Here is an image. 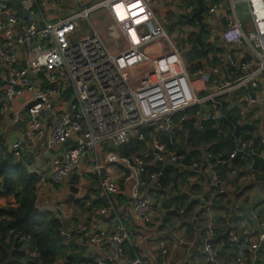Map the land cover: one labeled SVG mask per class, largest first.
Listing matches in <instances>:
<instances>
[{"label": "built area", "instance_id": "obj_1", "mask_svg": "<svg viewBox=\"0 0 264 264\" xmlns=\"http://www.w3.org/2000/svg\"><path fill=\"white\" fill-rule=\"evenodd\" d=\"M134 1L102 0L88 6L85 0H75L76 11L53 18L51 14H44L45 8L58 9V0H0V111L3 117L9 123L25 122L29 137L42 141V151L69 145L55 158L56 170L51 181L62 186L71 183L77 190L75 198L85 189L86 206H92L97 198L106 205L104 214L114 212L113 223L106 226L98 227L87 220L73 222L72 215L60 203H39L41 189L37 190L36 207L60 218L61 233L68 248L73 242L77 244L75 251L81 258L73 260L74 264H171L165 237L158 239L159 248L155 253L148 248L150 252L140 254L134 243L139 232L129 223H135L144 235L159 224L155 196L161 199L165 196L162 180L167 164L173 163L181 173L176 183L178 189L191 178L200 179L201 161H186L185 154L180 152L188 116L184 113L197 108L195 114L201 118L198 124L202 129L204 123L222 119L223 115L208 112L202 116L200 106L222 107L226 96L241 91L245 95L238 123H244L248 108L258 102L254 96H258L264 81V0H206V20L224 25L220 34L226 46V71L240 75L204 93L195 90L187 67H162L144 51L152 41L167 37V32L153 8V0H140L136 9L142 12L139 15L142 19L138 21L132 14L122 18L114 9L119 2L127 5ZM243 2L250 13L248 24L237 13V4ZM17 3L30 13L39 12L44 28L38 30L36 22L30 23V17L16 15ZM101 7L111 10L108 24L102 21L105 15ZM193 10V7L188 9L189 13ZM93 13L102 16L100 22L105 23V29L98 28L101 23L97 26L92 20ZM214 14L217 20L213 21ZM82 22L87 24L86 35L78 38V31H84ZM106 37L118 40L121 47L114 49ZM173 55L178 57V49ZM137 66L151 69L153 73H134ZM197 74L202 84L210 83V76L203 71ZM142 76L147 78L142 80ZM23 89L29 92L24 103L26 115L13 106ZM133 140L141 149L129 156L121 154L119 148ZM258 142L240 138L230 159L243 151L264 160V139ZM10 150L29 165L23 158L24 139L13 141ZM207 157L214 156L209 153ZM225 165L228 161L218 159L207 170L209 221L203 248L211 264H217L219 256L213 242L217 237L213 213L216 200L225 191L219 173ZM31 171L41 176L42 186L47 184L40 169ZM91 188L96 190L92 192ZM171 188L169 185L167 189ZM119 204L124 207L123 214L117 210ZM261 214L264 228V200ZM255 234L253 229L246 231L238 244L240 264H244L248 250L256 251L264 242V233L257 236V242L252 239ZM174 237L178 239L177 235ZM18 239L29 246V237L18 235ZM94 252L96 255L89 257ZM29 254L36 256V249ZM66 261V257H59L55 264Z\"/></svg>", "mask_w": 264, "mask_h": 264}, {"label": "crops", "instance_id": "obj_2", "mask_svg": "<svg viewBox=\"0 0 264 264\" xmlns=\"http://www.w3.org/2000/svg\"><path fill=\"white\" fill-rule=\"evenodd\" d=\"M58 1V9L53 15V18L65 15L67 16V14L78 9L75 0ZM101 1L102 0H85L88 6ZM139 2L140 0H135L127 5L124 4V2H119L115 5L114 9L118 14H122L120 17L129 18L130 14H132L134 15L132 18H134L135 21H138L142 19V17L139 18V15H141L142 12L137 11L136 9L141 4ZM189 7L197 9L198 0H153V8L156 14L162 19L161 22L167 32V37L152 41L144 48V51L150 55L151 59H154V61L162 67L172 65L177 67L179 65L187 67L191 73V79L195 90L198 93L209 92L222 87L228 81L234 80L240 75V73L233 74L226 71V62L224 57L226 46L221 39L219 30L216 32L214 31L218 34L217 39H213L210 32L201 36V40L203 37L206 45L213 46V49L207 50L208 53L203 52V56H197L198 58L195 63L189 61L190 57L196 56V52L193 53L194 50L191 42L193 37H197L200 33L197 22H195L196 24H184L185 22L183 21V23H181L180 20L178 24L179 26L172 25L170 29H168L165 24V22L167 23L169 19H171L173 23L181 16V14L187 12L189 13ZM101 9L103 11V16L105 15V18L102 21L108 24L110 22L111 10L108 7H101ZM101 17L102 16H97L96 14L92 17V20L97 24V26ZM3 19L7 21L5 17ZM214 20H217V14H214L213 21ZM105 23H101V26L98 28L103 29ZM187 24H191L193 28H188L189 26H186ZM215 27L218 26L216 25ZM178 30L180 31V35L178 34L179 39L181 41L187 39L186 50H188V57L182 53L174 39V37L177 36L175 33ZM193 34L195 35L193 36ZM209 37L210 40H208ZM106 41L109 45H112L114 49H119L121 47L118 40L106 37ZM197 43L200 45L199 42ZM202 45L203 44L200 46L202 47ZM175 49H178L177 58L176 55L172 56V52ZM199 70L204 71L206 75L210 76V83H201V78L197 74V71ZM133 72L143 74L145 72L153 73V70L139 68L137 66ZM146 78L147 77L142 76L141 79L143 80ZM244 95L245 92L239 91L234 94L231 93L223 99V104L227 108V113L229 112L230 114L231 112L235 116L239 113L240 108L243 105ZM254 97L258 100V102L248 108V114L244 124L255 125L256 129L254 131V137L257 138V141H259L260 139H264V81L261 84L258 96ZM28 98L29 92L23 89L21 91V97L13 101V106L16 109L19 108L24 115L27 114L24 103ZM202 108L205 109L201 110V107L198 108L199 111L201 110L202 116L206 115L208 112L218 116L223 115L222 107L219 105L215 106L212 104ZM195 113L196 108L188 109L184 113L188 116L185 120L186 123L183 130L185 142L181 148L185 147L184 150L192 152L190 147H193V151L199 152L198 154H195V156L200 159L202 166V169L200 168L198 174L201 176H208L207 170L211 167V164L207 157V151L214 145V143L207 144L212 146L208 148L204 157L202 148L205 145L200 142H198L199 144L190 142L189 134L192 131L191 126L193 125L200 130V123L198 124L200 117ZM217 120L219 122L222 121L221 118ZM3 135V139L8 144L9 150L11 149V143L13 141L19 138L24 139L26 152L23 158L29 163V169L33 170L34 168H38L43 173L47 182L44 186L41 185V176L37 175L39 177L38 189H41L39 203H60L67 210V212L72 215L71 220L73 222L87 220L94 223V225L98 227L106 226L108 223H113L115 218L114 212L110 211L104 214L102 210L106 208V205L103 204L101 199L96 198L94 199L92 206H86L85 201L88 197L85 194V189L81 191L79 198L77 196L75 198V195L77 194L75 191L77 190L72 188L73 186L71 183L69 185L62 186L51 181V177L56 170L54 160L56 157L60 156L69 145L57 150L42 151V141H35L29 137L28 128L26 123L23 121L15 124L9 123L7 129L3 132ZM204 158L206 160L205 164ZM169 166L173 168L175 167L173 163H169ZM200 171H202V174ZM222 175L223 182L221 186L225 191L215 202V211L213 216L217 237L221 234H225L227 231H230V234L228 240L224 241L223 239H220L219 241L214 242V246L219 252L217 264H240L236 259L238 255V244L242 242L246 231L251 229L255 230L256 234L252 238L254 242H257V236L264 233V228L261 225L263 218V215L261 214V203L264 200V166L263 164H259V167L257 166V170L248 167L232 166L222 173ZM176 183L173 181L170 183L171 185L169 184L172 187L171 189H167L169 185L164 188V198L161 199L155 196L157 219L159 224L151 228L153 233H145L144 235V232H140L135 223H129L130 227L135 228L139 232L134 243L138 246L137 249L140 254L143 252H150L148 248L152 250L151 252L155 253L154 251L159 248L158 239L160 237H165L172 257L171 264H211L208 261L203 248V242L206 236V224L209 221L208 211L206 208L208 204L206 196L210 195V192L207 190L208 181L206 179L196 180L195 178H191L186 181L180 189H178L175 185ZM93 189L95 188H91L90 190L94 192ZM201 189L203 192H201ZM192 192H194L195 196H192ZM71 194L74 197L69 202L68 198ZM200 196H204L202 199L205 202L204 207ZM14 201V196L5 197L0 195V207H5L9 202ZM122 203L123 201L121 200V204ZM121 204L117 205V210L120 214H123L124 207ZM199 215L203 216L204 219L201 225L203 228L202 235V230L199 231V227L195 225L197 216ZM189 224L193 226L192 228H196V230H191L188 226ZM174 235L178 236L177 240ZM143 236H145V238ZM94 255H96L95 252L89 253V257H93ZM246 255L247 258L244 261V264H264V242L260 244L259 249L256 251L248 250Z\"/></svg>", "mask_w": 264, "mask_h": 264}, {"label": "trees", "instance_id": "obj_3", "mask_svg": "<svg viewBox=\"0 0 264 264\" xmlns=\"http://www.w3.org/2000/svg\"><path fill=\"white\" fill-rule=\"evenodd\" d=\"M202 42L205 46L203 37ZM203 55L204 53L201 50L196 52V56ZM222 110L223 117L221 122L217 119L208 121L204 123V128H200V130L192 125V131L189 134L190 142L195 144L200 142L203 145L214 143L207 151V154L211 153L214 156L208 157L210 164H216L218 159L228 161V165L219 169L221 177L223 176L222 173L232 166L248 167L255 170H257L259 164L264 166L262 158L256 155H249L243 151L238 153L233 159H230L231 153L238 148V140L240 138L243 141L254 140L256 144L259 142L254 137L255 125L238 123L240 119L239 113L236 116L231 112L230 114L229 112L227 113V108L224 104L222 105ZM0 124H2L3 132H5L9 121L3 117L1 111ZM3 137L4 135L1 133L0 195L5 197L14 196L15 201L5 207H0V217H4L0 220V264H55L59 257L67 258L68 261L65 264H74L73 260L81 258V255L76 254L75 251L77 244L73 242L71 247L68 248L61 233L63 223L60 218L55 216L53 212L36 207L35 198L39 188V177L23 163L22 158L17 157L14 152L8 149V144ZM184 148H181L180 152L185 154L186 161L198 159L195 154L199 152H188ZM139 149H141V145L133 140L130 144L121 146L119 151L121 154L129 156ZM198 160L200 161V159ZM165 169V175L162 180L163 188L173 181L176 183L181 176L180 171L176 167L173 168L167 164ZM203 179L210 182L207 175L200 176V180ZM206 199L209 200L210 195L206 196ZM202 221H204L203 216H197L195 225L199 227V231L203 229L201 226ZM188 226L191 230H196V228H192L191 224ZM18 235H25L30 238L28 247L19 241ZM32 249L37 251V255L34 257L29 254Z\"/></svg>", "mask_w": 264, "mask_h": 264}, {"label": "water", "instance_id": "obj_4", "mask_svg": "<svg viewBox=\"0 0 264 264\" xmlns=\"http://www.w3.org/2000/svg\"><path fill=\"white\" fill-rule=\"evenodd\" d=\"M17 7V11H16V15H18L19 17L21 18H24V19H27L28 17H30V23H33V22H36V27L38 30H41L44 28L45 26V23L43 21V18H42V15L39 13V12H35V13H30L28 10L24 9L22 7V5L20 4H16L15 5ZM205 9H206V5H205V2L204 0H198V8L196 11H194L192 13V15H182L181 19L183 17H187L188 19H197L199 25H200V28H201V31L200 33L198 34L197 36V42L200 43V45L202 44V40H201V35H202V31L203 29L205 28V17H204V12H205ZM46 14V13H44ZM180 19V20H181ZM203 47V45H202ZM204 50V49H203ZM201 107V110L205 109V108H202L204 106H200ZM72 145H76V143L72 142ZM212 145H205L203 148H202V152H203V155L205 157L206 155V151L208 150V148H210ZM206 163V160L204 158V164ZM202 190V189H201ZM203 192V190L201 191ZM73 195L71 194L68 198V201L70 202L72 199H73ZM200 199L203 203V207L205 205V202L202 200L203 199V196H200ZM229 234H230V231H227L225 234H221L220 236L216 237L215 239H213V242H217L219 241L220 239H223L224 241L228 240L229 238ZM202 243V242H201Z\"/></svg>", "mask_w": 264, "mask_h": 264}, {"label": "rangeland", "instance_id": "obj_5", "mask_svg": "<svg viewBox=\"0 0 264 264\" xmlns=\"http://www.w3.org/2000/svg\"><path fill=\"white\" fill-rule=\"evenodd\" d=\"M56 10L57 9H55L53 7H48V8H45V13H46L47 16H49V14L54 15L56 13ZM237 13H238L239 17L241 18V20L243 21L244 24H248L251 21L249 9H248V6H247L246 3L243 2V3H238L237 4ZM93 14H95V13H93ZM92 17H93V15H92ZM165 24L167 25V28L170 29L172 27V21H171V19H169V21L167 23L165 22ZM82 26H83L84 31H78V33H77V37L78 38L84 37L86 35V31L85 30L87 29V24H85L84 22H82ZM186 26H189L188 28H190V27L193 28V26H191V24H187ZM105 27H106V25L103 26L104 29H105ZM246 28H247V30L249 29L248 27H246ZM179 32H180L179 30L176 31L175 34H177V36L174 37V39L177 42V44H178L179 48L181 49L182 53H184V55L187 56V54H188V50H186V47H187L186 40L187 39L181 41L179 39V36H178ZM194 35L195 34H193V36ZM195 52H196V48L194 49L193 53H195ZM197 58H198L197 56L190 57L189 58V61H191L192 63H195L196 60H197ZM183 141L185 142V139H183ZM9 203H12V202H9Z\"/></svg>", "mask_w": 264, "mask_h": 264}, {"label": "flooded vegetation", "instance_id": "obj_6", "mask_svg": "<svg viewBox=\"0 0 264 264\" xmlns=\"http://www.w3.org/2000/svg\"><path fill=\"white\" fill-rule=\"evenodd\" d=\"M204 2H205V5H206V0H204ZM197 9H194L191 13H183V14H181V16L180 17H178V19L176 20V21H174L173 23H172V25H178L179 24V22H180V19H181V17H182V15H192V13L194 12V11H196ZM206 10H207V6H206V9H205V12H204V17H205V28L203 29V31H202V35L204 36L205 34H207L208 32H210V35L212 36V38L213 39H217V35L218 34H216L215 32L217 31V30H219V31H221L222 29H223V24L222 23H211L210 21H207L206 20V15H205V13H206ZM191 20H193V21H191ZM183 21L185 22L184 24H186V23H195V22H197V24H198V29H199V32L201 31V28H200V25H199V23H198V21H197V19H188L187 17H183L182 19H181V23H183ZM196 24V23H195ZM212 24H214V25H212ZM218 26V27H215V26ZM179 26V25H178ZM215 31V32H214ZM201 35V36H202ZM221 35V34H220ZM210 36V37H211ZM210 37H209V39L208 40H210ZM220 39V38H219ZM193 42V43H192ZM192 47H193V50L196 48V52H198L199 50H201L202 52H206V53H208L207 52V50H212L213 49V46H211V45H206V43H205V46H203V47H201L199 44H197V37L195 36V38H194V40H192ZM204 42H205V40H204ZM202 44H203V42H202ZM204 49V50H203Z\"/></svg>", "mask_w": 264, "mask_h": 264}]
</instances>
